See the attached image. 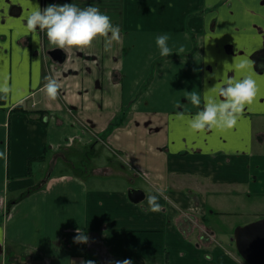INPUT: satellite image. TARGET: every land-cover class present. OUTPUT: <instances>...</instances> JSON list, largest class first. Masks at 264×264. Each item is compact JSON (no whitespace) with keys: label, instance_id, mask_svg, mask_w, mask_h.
<instances>
[{"label":"crops","instance_id":"crops-1","mask_svg":"<svg viewBox=\"0 0 264 264\" xmlns=\"http://www.w3.org/2000/svg\"><path fill=\"white\" fill-rule=\"evenodd\" d=\"M66 3L98 7L122 40L58 49L26 27L33 5ZM165 34L171 53L185 54L180 65L200 77L183 86L200 95L199 107L178 95L157 109V83L139 98L142 81L127 83L136 43L160 52ZM57 49L62 64L50 56ZM46 77L60 85L56 101ZM247 77L257 95L235 126H190L217 89ZM255 123H264V0H0V264H246L230 250L231 232L207 216L250 207L252 222L264 219V128ZM93 140L147 184L142 202L129 201L134 187L122 175L105 174L120 185L104 189L86 183L102 173L56 172L72 164L70 154L66 164L55 159L58 151L81 154ZM77 229L87 244L73 243Z\"/></svg>","mask_w":264,"mask_h":264},{"label":"clouds","instance_id":"clouds-1","mask_svg":"<svg viewBox=\"0 0 264 264\" xmlns=\"http://www.w3.org/2000/svg\"><path fill=\"white\" fill-rule=\"evenodd\" d=\"M26 27L39 34H46L49 44L58 49H81L92 46L97 37L106 38L108 44L113 41L122 40L120 28L111 23L110 17L101 13L98 7H77L73 3L63 5L50 4L40 8L39 4L33 5V11L26 19ZM167 34L156 38V45L163 57L171 55V49L167 41ZM183 51V49H181ZM250 60L240 64L241 68L250 67ZM48 82L44 85L46 94L50 100L56 101L59 95V83L51 77L45 78ZM257 84L254 79L247 77L239 81L228 80L216 90L217 99L206 102L203 110L190 118V126L195 130H205L213 126L233 127L238 118L243 114L245 106L253 103L257 95ZM7 91V89H2ZM190 102L199 107L201 105L200 95L193 91L188 93ZM223 97V99H219ZM150 210L159 211L160 205L156 195L147 197ZM4 239L0 236V245ZM73 243L87 244L88 237L77 229ZM75 264V262H73ZM81 264H95L92 260L82 261ZM115 264H132L131 260L116 261Z\"/></svg>","mask_w":264,"mask_h":264},{"label":"rangeland","instance_id":"rangeland-1","mask_svg":"<svg viewBox=\"0 0 264 264\" xmlns=\"http://www.w3.org/2000/svg\"><path fill=\"white\" fill-rule=\"evenodd\" d=\"M137 47L135 50V54L133 53L134 58V70L127 76V83L131 85L134 81H142L141 85L138 87L136 91V97L139 98L142 94L148 95L154 87L149 85L150 82H155L158 84V102L150 103L151 107L155 106L157 109H166L164 101L168 97L183 95L187 96L191 91L190 88H183L186 85V80L192 78L189 75V70L183 65H180V61L185 57L184 53H171L169 57L161 56L160 52L154 53L151 51L147 53V49L149 47L143 46L141 43H136ZM145 48V50L143 49ZM131 55V56H132ZM200 77L195 76L191 80L194 82H198ZM180 97V96H179ZM182 98V97H181ZM258 129L264 128V123H255ZM262 124V125H261ZM97 143L95 140L90 141V146L88 151H83L81 154H76L79 152L78 149H72L67 151V155L63 153V150L58 151L54 158L61 160L59 162L66 164L67 158L69 159V155H72L71 161L72 164H67L65 166H58L56 172H75V174H79L82 177L87 179L88 176H92L95 173H99V179L96 180L93 178H88L86 182L90 188L92 186H97L104 189H114L120 185V182L113 177H108L105 174L110 173V175L116 174L118 176L122 175L121 178H124L125 182L123 184L131 185L134 188H139L148 192V186L146 183H142V179H138L139 177L135 176L133 178V171L129 169L128 166L123 164L118 157H114L106 147L97 145L96 150L92 148L95 147ZM93 152L98 154V156L92 158V155H89L88 152ZM104 154V155H102ZM62 158V159H61ZM113 161V163L111 162ZM103 168L104 170H98ZM49 169V167H48ZM52 169V167H50ZM69 174V173H68ZM128 175V176H127ZM136 179V182L133 180L132 183L127 179ZM122 183V182H121ZM252 216H254L250 207L247 209H235L232 213H226L223 215H208L207 218L209 222L214 223L215 227H218L217 232H231L233 236V231L236 227L244 226L247 223H250L252 220ZM252 222V221H251ZM192 226L194 228L197 227V224L192 222ZM233 226L234 229H231ZM232 238V237H231ZM231 252L234 256L238 255L236 253L234 242H231Z\"/></svg>","mask_w":264,"mask_h":264},{"label":"water","instance_id":"water-1","mask_svg":"<svg viewBox=\"0 0 264 264\" xmlns=\"http://www.w3.org/2000/svg\"><path fill=\"white\" fill-rule=\"evenodd\" d=\"M50 56L60 64L65 60L64 53L58 49L51 51ZM127 196L130 202L138 204L144 200L145 193L141 189L130 188ZM232 241L237 254L246 264H264V219L236 227Z\"/></svg>","mask_w":264,"mask_h":264},{"label":"trees","instance_id":"trees-1","mask_svg":"<svg viewBox=\"0 0 264 264\" xmlns=\"http://www.w3.org/2000/svg\"><path fill=\"white\" fill-rule=\"evenodd\" d=\"M13 110H16V111H18L19 109H18V106H16V107H14V109ZM41 159V158H40ZM39 159V160H40Z\"/></svg>","mask_w":264,"mask_h":264}]
</instances>
